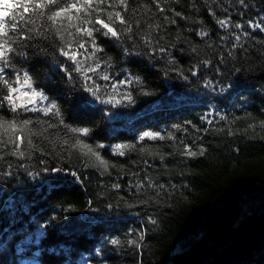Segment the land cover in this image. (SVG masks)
<instances>
[{
  "label": "trees",
  "instance_id": "trees-1",
  "mask_svg": "<svg viewBox=\"0 0 264 264\" xmlns=\"http://www.w3.org/2000/svg\"><path fill=\"white\" fill-rule=\"evenodd\" d=\"M128 3L122 15L133 32L119 41L94 33L103 50L96 59L84 60L94 51L91 38L76 36L89 42L77 57L83 67L100 64L88 73L100 100L83 90L79 73L69 80L63 68L74 65L52 32L41 28L49 39L14 45L26 55L12 54L5 78L26 71L48 97L28 103L27 86L14 84L29 92L17 102L55 103L61 115L0 107L6 121H32L36 146L28 148L25 131L23 159L9 154L11 144L0 149V264H264V31L249 26H264V0H245L247 7L238 0ZM127 94L134 103H101ZM144 133L158 138L141 140ZM76 136L107 169L71 147ZM121 145L124 155L116 151Z\"/></svg>",
  "mask_w": 264,
  "mask_h": 264
},
{
  "label": "snow or ice",
  "instance_id": "snow-or-ice-1",
  "mask_svg": "<svg viewBox=\"0 0 264 264\" xmlns=\"http://www.w3.org/2000/svg\"><path fill=\"white\" fill-rule=\"evenodd\" d=\"M238 3L244 7H247L245 0H238ZM117 8H119L120 11H117ZM0 10H2L0 11V85L3 86V89L7 90L6 95L0 96V107H3L4 103L7 102L12 112H17L19 109H22L25 112L41 111L45 115L53 114L56 117L61 115L59 108L55 103H50L49 106L44 108H30L27 106V104H20L17 102L21 96H29V92L31 95L29 96L28 103L34 104L37 98L40 101H46L48 97L42 90L38 91L35 87H33L32 77L26 71H24L21 75L20 70H15V79L13 81L5 78V69L14 67L11 65L12 54L14 53L18 56L26 55L24 52H18L14 45L20 44L22 41L33 40L36 37H41L45 40L49 39V36L45 34V31H41V28L52 32L53 35L60 41L57 51L61 56L66 57L67 60L71 61L74 65L71 71H69L66 67L63 68L69 80L72 79L73 72L79 73L80 77L83 79V83L81 85L83 90L90 93L91 96L95 97L97 100H100V96L98 95L100 92V86L96 84L95 81H92V77L88 75L89 72H97V70L100 68L99 62H97L95 66H89L86 69L83 67L84 60L89 58L96 59V53L103 51L96 44L94 33L98 32L103 36H110L111 38L119 41L122 35H128L133 32L131 23L125 19L124 15H122L123 12L129 11L128 0H63V2L62 0H15V3L12 5L4 3V0H0ZM163 10V8H160V11ZM175 15L181 16L182 14L180 12H176ZM117 23L123 26L119 30L114 26ZM172 23H175V21L173 20ZM217 23L221 27H227L230 21L218 20ZM136 24L137 27H139L138 21ZM96 25H99V27H96ZM249 26L253 29L259 28L261 31H264V26H262L261 23L253 24L251 21H249ZM148 27L151 28L152 25H149ZM235 27L242 28L243 25L236 24ZM72 28L75 29V32L70 30ZM65 34L67 37H71V39L66 38ZM78 34H83L84 36L91 38L90 46L94 49L93 52L84 57V60L77 58L78 55H83L79 52V49L84 48L85 43L89 42L77 40L76 36ZM198 34L203 37L207 36L208 32L201 31ZM245 35H247V33H245ZM239 39L240 36H236V40ZM145 42L148 43V41ZM73 44L76 45L75 50L72 48ZM85 51H87V49H85ZM161 51H163V49H161ZM204 63L207 65L210 62L204 61ZM99 78L102 80L110 79L109 75L107 74L100 75ZM89 81L92 82L89 83ZM131 82V80H127L121 81L120 83L123 84ZM21 83L24 86H27L29 92H20L18 87H14V84L19 85ZM112 91L116 92V88L113 87ZM143 94L150 95L151 93L144 92ZM83 99L87 100L86 97ZM123 100H127L128 103H134L131 94L123 96L121 100H116L114 97L110 96L108 99L101 100V103L113 104V106H115L122 103ZM87 102L91 103L90 100ZM60 123L63 124V120H60ZM209 123H211V121H209ZM31 124L32 121L29 119H24L22 121H17L15 119L6 121L0 117V130H3V132H0V149L7 148L8 145L11 144L12 149L9 154L17 155L20 159H23L25 157V152L21 150V145L25 142L24 139H22L25 131L28 133L26 140L28 148L36 147L33 144L31 138L34 134L30 127ZM262 124H264V122H262ZM51 126L52 125L50 124L49 127ZM68 131L73 134H81L85 136L88 135V129L68 128ZM6 132H11L12 134L7 140H4L2 136ZM144 137L157 139L158 134L144 133V136H142L140 139L142 140ZM164 138L165 137L163 136H159V139ZM69 143L70 142L68 140L64 141V144L66 145ZM71 147L73 149L79 148L86 150V152H82V154L90 155L91 157H94L96 161H98V164L91 166H103L105 169H107L108 162L100 157L99 153L95 151L91 145L80 140L78 136H76L71 142ZM97 147H102V145H98ZM124 147L126 146H117L116 151L120 155H124V152L121 151V149ZM186 154L189 156H195L197 153L188 151ZM203 154L204 150L201 149L200 155ZM2 159L3 157L0 156V160ZM44 170L48 171V169ZM51 171L59 173L62 172L63 169L53 168ZM70 174L73 177L77 176L75 172H71ZM149 186L153 187L151 183ZM113 187H119V185H114ZM138 187H143V185ZM157 187L162 188L163 185ZM158 194L159 193H157V195ZM149 219L152 224L156 223V220L151 218ZM140 240H143V235H141ZM112 243L116 244L118 241L113 240ZM132 243L138 242L132 241Z\"/></svg>",
  "mask_w": 264,
  "mask_h": 264
}]
</instances>
